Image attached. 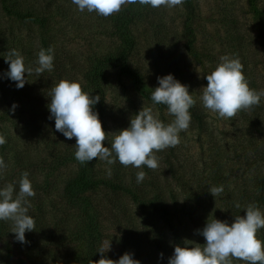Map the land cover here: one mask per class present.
Returning <instances> with one entry per match:
<instances>
[{"label":"rangeland","instance_id":"374dc122","mask_svg":"<svg viewBox=\"0 0 264 264\" xmlns=\"http://www.w3.org/2000/svg\"><path fill=\"white\" fill-rule=\"evenodd\" d=\"M4 2L0 0V112L5 116L2 127L10 145L4 154L0 148V159L4 161L5 156L16 167L9 174L0 175V187L18 185L22 173L28 172L35 192L28 198L30 208L35 201L41 204L38 214L30 208L28 213L40 224L41 231L26 232V243L12 241L13 260L17 264H73L77 251L74 254L66 250L70 240L63 236L62 228L67 222L63 207L53 208L51 201L58 202L55 197L78 173L66 157L75 148V138L66 139L55 129L54 119H49L47 95L62 79L78 81L85 92L84 72L89 62L119 47L112 26V17L117 13L103 17L94 12H79L71 0H7L10 10L35 12L42 20L41 24H35L11 16L5 11ZM193 2L197 14L196 48L202 55L201 63L184 49L186 11L183 5L172 9L149 7L144 21L133 28L137 48L130 62L150 92L158 86L157 77L169 73L188 86L196 100L190 109L189 128L179 133L180 142L176 146L154 151L158 161L156 169L125 167L118 160L108 165L100 160L97 172L116 182L137 185L136 173L142 170L146 175L140 184L158 191L161 200L175 196L195 216L205 221L209 216L231 224L225 214L229 199L241 205L243 213L249 204L264 211V184L262 190L254 189L264 178V97L258 105L240 110L229 119L219 118L200 104V88L207 81L195 68L200 66L202 71L210 72L221 56L238 58L249 87L264 90V0H257L258 12L249 0ZM49 47L54 55L51 72L45 71L39 76L35 72L25 74L27 82L19 89L4 76L9 67L4 58L7 51L16 49L23 56L25 66L35 68L38 52ZM105 91V146L109 148L112 133L127 128L130 118L142 107L158 111L165 124L173 119L167 110L142 98L133 83L119 77L116 71L107 73ZM13 104L17 105L14 110ZM213 186H222L220 198L209 193ZM95 200L102 207L103 242L111 240V248L106 252L108 257L117 260L127 251L143 254V217L129 198L103 191ZM216 201L222 203L221 210L214 208ZM162 216L170 219L165 214ZM185 220H189V215ZM50 229H59L55 237L50 236ZM126 241L130 242L129 247ZM232 264L244 262L233 260Z\"/></svg>","mask_w":264,"mask_h":264},{"label":"clouds","instance_id":"9594fccd","mask_svg":"<svg viewBox=\"0 0 264 264\" xmlns=\"http://www.w3.org/2000/svg\"><path fill=\"white\" fill-rule=\"evenodd\" d=\"M71 3L79 12H94L109 17L130 5L172 9L181 6L184 0H71ZM4 58L9 65L4 76L15 82L17 89L24 87L27 82L25 74L35 72L39 76L45 71L51 72L54 67L51 47L40 49L35 68L26 67L23 56L16 49L7 51ZM195 71L202 73L203 79L207 81L206 86L200 88L202 108L219 118L229 119L240 110L258 105L264 97V90L256 91L249 87L238 58L224 55L210 72L202 71L200 66ZM157 82L158 86L153 88L150 100L153 105H165L167 114L173 117L172 121L165 124L159 118L158 111L154 112L152 107H142L130 118L127 128L112 133L110 148L103 144L106 133L98 113L93 110L100 96L92 97L90 93L84 92L78 81L62 79L51 87L47 95L49 119H54L55 129L66 139L75 138L74 158L80 164L89 163L95 158L106 161L108 165L118 160L125 167L131 165L138 169L141 166L156 169L158 161L154 151L174 147L180 142L179 133L189 128L190 109L196 103L188 86L173 74L157 77ZM16 107L13 104L12 110ZM3 143L5 139L0 136V145ZM4 168L5 163L0 159V172ZM108 174H111L110 169ZM28 175V172L22 173L18 190L13 184L0 187V221H11L10 232L21 244L26 243L25 233L35 229L34 218L28 214L31 206L28 198L35 195ZM145 175L144 171H138L136 183H142ZM208 191L215 198L223 188L213 186ZM244 213L243 216H235L231 224L216 218L209 219L208 216L204 227L196 230L205 243L190 244L186 240L183 246H174L167 264H232L233 260L243 261L244 264H264V241L257 236L258 231L264 229V211L255 204H249L244 208ZM110 248L111 240H105L97 250L101 254L97 264H140L129 252L117 260L106 258L103 254ZM160 256L163 258L162 253Z\"/></svg>","mask_w":264,"mask_h":264},{"label":"trees","instance_id":"16d2710c","mask_svg":"<svg viewBox=\"0 0 264 264\" xmlns=\"http://www.w3.org/2000/svg\"><path fill=\"white\" fill-rule=\"evenodd\" d=\"M249 1L253 10L258 12L257 0ZM182 5L186 11V20L183 26V35L185 38L184 49L190 57L201 63L202 55L196 48L197 37L194 27L197 18L196 7L193 0H184ZM4 9L18 20L29 21L35 24H41L42 22L35 12L23 13L18 10H10V7L7 5V0L4 2ZM148 9L149 6L130 5L115 14L112 17V26L119 42L118 49L113 53L101 57L96 56L93 60L91 59L92 61L89 62L84 72L85 92L90 93L92 97L97 95L100 96V100L94 105L93 110L98 113L105 133V84L109 71H116L119 77L128 78L133 83L137 93L142 98L152 103L150 100L151 92L146 89L141 74L135 71L130 65L133 54L137 48V39L133 34V28L144 21ZM155 106L161 110H167L166 106L163 104H157ZM4 121L5 116L0 112V136H3L5 139V143L0 145L2 154L5 153V150L8 149L10 145L9 138L2 127ZM106 139L103 142L104 146L106 145ZM75 151L76 148L69 152L66 157L77 167L78 173L65 184L61 194L59 193L55 197L58 202L53 203L51 201L53 208L57 205L63 207V212L65 214L64 219L67 220L65 227L62 228L64 231L63 236L68 237L70 240V242L66 244V250H72L74 254L75 251H77L73 264H97V261L101 258V254L98 253L97 250L101 247L104 238L101 220L102 207L95 202V197L103 191L129 198L132 204L140 211L143 217V228L145 229L142 243L144 253L138 254L127 251L132 253L133 258L139 260L140 264H167V259L174 251V246H183L186 240L189 241L188 243L190 244L203 245L205 243V239L196 231L204 227L206 222L205 218L195 216L191 211L189 212L187 206L184 204L181 205L175 196H171L167 200H161L157 193L158 191L149 190L143 184L139 183L133 185L128 182H116L113 179L102 177L97 172L99 159L94 158L93 161L89 163L80 164L74 158ZM4 163L5 168L0 172V175H7L16 167L12 166L7 158L5 160V156ZM262 181L263 183L261 184L256 183L254 187L255 190L259 191L263 189L264 178ZM15 186L18 190V185L15 184ZM35 200L38 199L36 198ZM222 201H226V199ZM232 201L234 200L229 199V201H226L228 204L227 210H225V214L228 216L227 219L231 222H233L235 216H242L243 213V211H241V205L237 208V203ZM38 202L39 201H35L32 208H30L31 211L37 214L41 210V204H38ZM214 208L221 210L222 203L218 201L214 202ZM28 213H30V211ZM163 214L168 217L170 216V219L166 220L162 216ZM188 215L189 220H185ZM34 223L35 229L32 232L39 233L41 231V226L37 221ZM187 223L190 224L189 227ZM189 228H193V230ZM11 230V221H0V242L3 244V247L0 248V264H17L13 260L15 250L13 249L12 241H14L15 238L10 232ZM57 230L59 231V229L48 230L50 236L55 237L58 233ZM257 236L264 241V229H260ZM129 243V241H126L125 245L129 247ZM161 253L163 254V258L160 256ZM67 254L70 256V253L67 252ZM103 255L110 259L106 253Z\"/></svg>","mask_w":264,"mask_h":264}]
</instances>
